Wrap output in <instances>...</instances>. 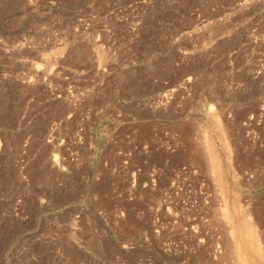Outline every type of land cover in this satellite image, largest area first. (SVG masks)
Instances as JSON below:
<instances>
[{
  "label": "rangeland",
  "instance_id": "374dc122",
  "mask_svg": "<svg viewBox=\"0 0 264 264\" xmlns=\"http://www.w3.org/2000/svg\"><path fill=\"white\" fill-rule=\"evenodd\" d=\"M0 264H264V0H0Z\"/></svg>",
  "mask_w": 264,
  "mask_h": 264
},
{
  "label": "bare ground",
  "instance_id": "6f19581e",
  "mask_svg": "<svg viewBox=\"0 0 264 264\" xmlns=\"http://www.w3.org/2000/svg\"><path fill=\"white\" fill-rule=\"evenodd\" d=\"M205 145H206V148H207V145L208 144H206V141H205ZM208 147H209V145H208ZM208 151V150H207ZM56 158H57V156H56ZM213 158V157H212ZM58 160V159H57ZM214 160V159H213ZM214 172V171H213ZM250 224V223H249ZM251 225V224H250ZM253 227V226H252ZM252 228H248L247 230H244V237L243 238H245L246 239V241L249 243V242H251L252 243V245H253V247L256 249V243H255V234H254V232L251 230ZM254 234V235H253ZM233 236V235H232ZM255 253V252H254ZM260 254V253H259ZM257 256H259L258 254H257ZM261 256V255H260ZM246 257V256H245Z\"/></svg>",
  "mask_w": 264,
  "mask_h": 264
}]
</instances>
